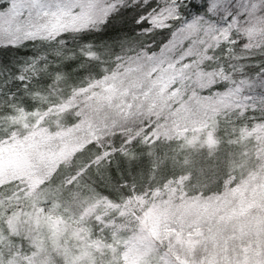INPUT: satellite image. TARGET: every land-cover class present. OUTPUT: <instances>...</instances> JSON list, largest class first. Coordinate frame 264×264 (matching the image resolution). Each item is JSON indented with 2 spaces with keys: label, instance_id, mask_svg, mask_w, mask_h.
I'll use <instances>...</instances> for the list:
<instances>
[{
  "label": "snow or ice",
  "instance_id": "1",
  "mask_svg": "<svg viewBox=\"0 0 264 264\" xmlns=\"http://www.w3.org/2000/svg\"><path fill=\"white\" fill-rule=\"evenodd\" d=\"M0 264H264V0H0Z\"/></svg>",
  "mask_w": 264,
  "mask_h": 264
}]
</instances>
